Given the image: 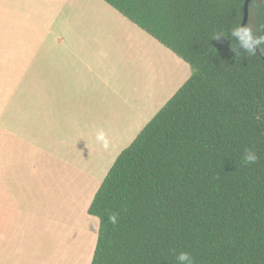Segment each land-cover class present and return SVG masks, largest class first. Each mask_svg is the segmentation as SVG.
<instances>
[{"label": "trees", "instance_id": "trees-1", "mask_svg": "<svg viewBox=\"0 0 264 264\" xmlns=\"http://www.w3.org/2000/svg\"><path fill=\"white\" fill-rule=\"evenodd\" d=\"M191 68L117 156L87 213L99 221L91 264H264V60L231 27L245 0H103ZM246 26L264 34V0ZM222 32L225 39H212ZM264 55V45L258 48ZM254 150L255 164L243 162ZM115 215L113 224L110 217Z\"/></svg>", "mask_w": 264, "mask_h": 264}, {"label": "rangeland", "instance_id": "rangeland-1", "mask_svg": "<svg viewBox=\"0 0 264 264\" xmlns=\"http://www.w3.org/2000/svg\"><path fill=\"white\" fill-rule=\"evenodd\" d=\"M190 75L103 0H0V174L25 186L11 192L37 210L17 230H38V264L58 242L74 263L91 264L95 192Z\"/></svg>", "mask_w": 264, "mask_h": 264}, {"label": "crops", "instance_id": "crops-1", "mask_svg": "<svg viewBox=\"0 0 264 264\" xmlns=\"http://www.w3.org/2000/svg\"><path fill=\"white\" fill-rule=\"evenodd\" d=\"M62 43V39L53 41V45ZM0 171L6 170L1 168ZM2 176L0 174V264H38V230H17L19 223L26 225L30 217L37 215V210L34 203L27 204L30 210L21 205L24 193L11 192H20L25 186L4 182Z\"/></svg>", "mask_w": 264, "mask_h": 264}, {"label": "clouds", "instance_id": "clouds-1", "mask_svg": "<svg viewBox=\"0 0 264 264\" xmlns=\"http://www.w3.org/2000/svg\"><path fill=\"white\" fill-rule=\"evenodd\" d=\"M229 35L235 41V44L231 45L230 51L236 56H239L241 51L254 55L256 50L264 45V34L255 35L250 27L243 24H236L231 27ZM212 39L220 41L225 39V37L222 32H218L213 33ZM96 139L100 142L105 140V134L103 130L97 131ZM258 159L259 157L254 150L250 148L245 149L243 153L244 164H255ZM109 219L113 224H115L117 221V217L115 215L111 216ZM175 264H195V262L189 252L179 251L175 253Z\"/></svg>", "mask_w": 264, "mask_h": 264}, {"label": "bare ground", "instance_id": "bare-ground-1", "mask_svg": "<svg viewBox=\"0 0 264 264\" xmlns=\"http://www.w3.org/2000/svg\"><path fill=\"white\" fill-rule=\"evenodd\" d=\"M156 66H158V65H156ZM164 68V67H163ZM161 72V71H160ZM75 194V193H74ZM80 194V193H79ZM76 195V194H75ZM78 196V195H77ZM77 199V198H76ZM72 203V202H71ZM67 207V206H66ZM50 215V214H49ZM56 217V216H55ZM47 218V217H46ZM48 218H49V216H48ZM58 219H60V218H58ZM61 219H62V217H61ZM60 219V220H61ZM64 219V218H63ZM51 220V219H50ZM57 220V219H56ZM60 220H58V221H60ZM65 221H66V219H65ZM46 222H47V220H46ZM63 222V221H62ZM87 224V223H86ZM63 225V224H62ZM58 229V228H57ZM84 229H82V231H83ZM65 231V230H64ZM48 232H50L49 230L47 231V233ZM61 232H63V231H61ZM80 232H81V230H80ZM83 233V232H82ZM62 237V236H61ZM68 240V239H67ZM67 243V242H66ZM72 244H74V243H72ZM42 245V244H41ZM81 245V244H80ZM71 246V245H70ZM50 247V246H49ZM78 247H79V245H78ZM52 248V249H51ZM51 248H50V250H52V251H54V254H56L57 253V255H52V257H49V258H47L48 260L46 261V262H44V261H40L39 262V264H76V262L74 263L72 260H70L69 258H67V257H69L67 254V251H66V247H65V245L64 244H62L61 242H58L57 244L55 243V245L53 244L52 246H51ZM68 248H70V247H68ZM54 249V250H53ZM72 249H73V247H72ZM51 251V252H52ZM56 252V253H55ZM49 253V252H48ZM78 253V252H77ZM47 254V253H46ZM45 254V255H46ZM70 255V254H69ZM47 256V255H46ZM42 257V256H41ZM77 257H82V256H77ZM82 259V258H81ZM78 260H80V259H77L76 261H78ZM80 263V262H79Z\"/></svg>", "mask_w": 264, "mask_h": 264}, {"label": "water", "instance_id": "water-1", "mask_svg": "<svg viewBox=\"0 0 264 264\" xmlns=\"http://www.w3.org/2000/svg\"><path fill=\"white\" fill-rule=\"evenodd\" d=\"M251 0H245L244 3V10H243V19H242V23L243 25L247 24V21L249 19V10H248V4ZM256 52L262 57V59L264 60V55L261 53V51L259 49L256 50Z\"/></svg>", "mask_w": 264, "mask_h": 264}]
</instances>
